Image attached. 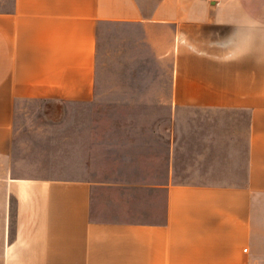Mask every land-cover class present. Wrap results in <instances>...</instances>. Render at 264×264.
Instances as JSON below:
<instances>
[{
	"label": "crops",
	"instance_id": "obj_1",
	"mask_svg": "<svg viewBox=\"0 0 264 264\" xmlns=\"http://www.w3.org/2000/svg\"><path fill=\"white\" fill-rule=\"evenodd\" d=\"M25 100L109 102L126 135H92V163L141 172L8 169L0 264H264V0H3L2 157ZM126 192L166 213L134 217Z\"/></svg>",
	"mask_w": 264,
	"mask_h": 264
},
{
	"label": "rangeland",
	"instance_id": "obj_2",
	"mask_svg": "<svg viewBox=\"0 0 264 264\" xmlns=\"http://www.w3.org/2000/svg\"><path fill=\"white\" fill-rule=\"evenodd\" d=\"M0 0V4H1ZM16 106L15 130L10 156H0V203L5 192L4 175L12 169L15 175L37 177H93L123 179L138 175L137 166L93 164L90 158L91 142L103 146L108 138L117 139L126 134L107 132V125L125 123L124 118L108 116L109 102L84 105L55 100H25ZM131 107L125 104V108ZM128 119L126 122H128ZM93 132V134H92ZM93 135V137H92ZM105 152V151H104ZM126 211L134 217H163L165 197L153 192H126ZM264 252V196L255 205ZM250 264V262L248 263Z\"/></svg>",
	"mask_w": 264,
	"mask_h": 264
}]
</instances>
